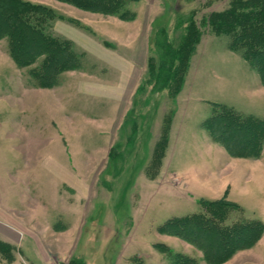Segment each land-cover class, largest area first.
Returning a JSON list of instances; mask_svg holds the SVG:
<instances>
[{"label": "rangeland", "instance_id": "1", "mask_svg": "<svg viewBox=\"0 0 264 264\" xmlns=\"http://www.w3.org/2000/svg\"><path fill=\"white\" fill-rule=\"evenodd\" d=\"M26 1L53 10L47 32L56 37H66L54 30L55 22L65 20L84 32H96L101 44L107 39L111 48L136 44L128 41L126 24L112 13L66 0ZM231 2L124 0L134 14L129 20L146 14L145 29L152 40L141 74L120 109L121 133L109 140V149H98L104 135L85 117L99 116L86 102L97 98L82 95L79 80L114 78V71L99 64L103 58L90 65L86 54L77 51L79 70L91 74L67 71L58 85L38 87L31 73L37 66L19 67L8 39L0 38V204L22 225L18 241L0 234V240L12 244L14 257L6 261L0 255V264H175L177 254L209 264L185 236L161 230L167 221L202 211L203 200L236 202L241 209L230 212L228 223L242 218L264 223V148L255 157L232 155L204 126L222 111L216 104L264 119L258 68L231 49L230 34L211 24L213 14ZM141 20L138 31L144 27ZM190 32L179 71L161 81L165 40L179 48ZM63 114L72 117L66 118L77 129L65 130ZM49 155L69 163L78 186H65L60 193V174L48 168ZM79 182L87 183L82 191ZM221 264H264V233L254 246Z\"/></svg>", "mask_w": 264, "mask_h": 264}, {"label": "trees", "instance_id": "2", "mask_svg": "<svg viewBox=\"0 0 264 264\" xmlns=\"http://www.w3.org/2000/svg\"><path fill=\"white\" fill-rule=\"evenodd\" d=\"M66 1L93 12L112 13L123 20L134 16L124 0ZM53 18V10L46 5L26 0H0V38L8 39L10 54L19 67L37 66L31 73L38 87L58 85L64 72L80 69L82 63L73 40L47 32ZM211 24L218 32L232 36L231 49L242 52L258 68L264 83V0H233L228 9L213 14ZM190 36L191 32L183 35L179 48L165 40L162 62L166 70L162 77L158 75L161 81L176 76ZM175 59L179 60L176 66ZM216 106L222 111L215 112L204 122L211 137L232 155L259 156L264 148V119L240 114L228 105ZM236 133L242 134V138H236ZM165 146L162 144L161 149ZM202 204V211L167 221L161 230L185 236L203 251V259L209 264L228 261L236 252L254 246L264 233L261 221L242 218L228 223L230 212L241 209L234 201L221 198L203 200ZM12 248V244L0 240L3 260L14 258ZM174 261L175 264H199L186 254L175 255Z\"/></svg>", "mask_w": 264, "mask_h": 264}, {"label": "crops", "instance_id": "3", "mask_svg": "<svg viewBox=\"0 0 264 264\" xmlns=\"http://www.w3.org/2000/svg\"><path fill=\"white\" fill-rule=\"evenodd\" d=\"M142 15L143 19L141 20L140 17H142ZM142 15L136 13V18L134 20L126 21L121 18L118 20L119 22L126 24L127 34L131 33V37L128 36V41L130 43L132 42V44L136 43L134 47H131L132 45H114V47L111 48L109 45L110 42L107 39H105L106 41L101 44V41H99L100 36H98L99 34H96V32L95 34L89 30H87L88 33L84 32L82 31L83 29L80 30L81 28L74 27L68 24L65 20H58L54 24V30H56V32H59L74 41L76 51H83L86 54V58L90 65L97 64L94 58H103L102 62L99 64H102L104 70H107L108 72L109 70L114 71L115 77L110 79L94 77V79L92 78L91 80L90 78L79 77L84 89V91L82 90V95H88L90 93L97 98L94 100L89 98L86 102L89 104V108L96 109V113L99 116L91 118L85 115V117L89 122L90 120L92 122H96L97 131L104 135V143L100 145L98 149H109L111 146L109 140L112 139L116 133L120 135L121 123H118L120 120V109L123 104H126V96L131 90V85L137 82L138 77L141 74L140 69L147 57L148 47L152 39L148 29H145L146 14L144 16V13H142ZM140 20L143 22L144 27L142 29H140V27L138 31V28L136 29L135 26ZM132 29L136 34L134 36L132 35ZM113 39L116 43L119 42V39H117L116 36L113 37ZM116 46L117 48L115 49ZM79 71L80 73L91 74L89 71L84 70V68L81 70H72V74H77ZM104 98L109 101L104 102ZM62 117L64 119L62 125H65V130H68L70 127H73L72 129H77V127L72 126L73 124L71 123V120H67V118L71 119L72 117H67L66 114H63ZM55 122L56 120L54 121V119H52L51 123L53 126ZM57 134L61 137H65L63 131H58ZM34 138L36 141H39L36 137ZM64 141L68 147L67 139H64ZM66 146L64 145V147ZM64 147L61 149H66ZM48 157L50 160L49 165H47L48 168H51L53 171L60 174V193L62 192V188L65 186L71 188L78 186V182L75 183L71 178V166L68 162H64L62 157L56 158L52 155H49ZM37 165H39V163L35 164L32 169L37 168ZM79 186H81L80 190L82 191L83 187H87V183L79 182ZM79 196L81 198L82 195L80 194ZM63 201L66 204L67 199L65 198ZM21 226L22 225L18 223L16 217L0 204V234L4 237V239L18 241L22 234V232H20V229L22 228Z\"/></svg>", "mask_w": 264, "mask_h": 264}]
</instances>
